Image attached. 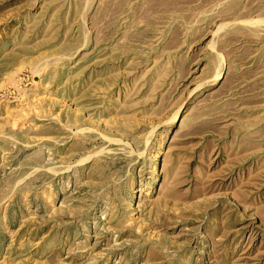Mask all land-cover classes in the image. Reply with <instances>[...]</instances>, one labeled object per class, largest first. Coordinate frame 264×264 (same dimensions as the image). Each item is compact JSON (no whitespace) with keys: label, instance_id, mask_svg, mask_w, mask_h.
<instances>
[{"label":"rangeland","instance_id":"obj_1","mask_svg":"<svg viewBox=\"0 0 264 264\" xmlns=\"http://www.w3.org/2000/svg\"><path fill=\"white\" fill-rule=\"evenodd\" d=\"M0 264H264V0H0Z\"/></svg>","mask_w":264,"mask_h":264}]
</instances>
